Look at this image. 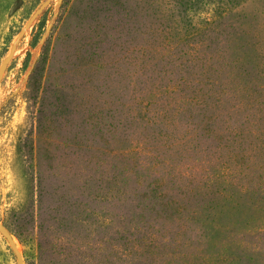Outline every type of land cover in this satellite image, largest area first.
Masks as SVG:
<instances>
[{"label": "rangeland", "instance_id": "374dc122", "mask_svg": "<svg viewBox=\"0 0 264 264\" xmlns=\"http://www.w3.org/2000/svg\"><path fill=\"white\" fill-rule=\"evenodd\" d=\"M44 1L0 0V223L22 264L53 257L31 237L39 215L52 225L72 214L84 234L87 204L118 190L122 219L112 217L105 238L113 264H264L263 4L201 7L180 48L161 16L142 10L146 36L110 89L116 100L104 101L108 121L90 122L89 97L66 120V98L54 91L39 104V129L26 84L44 42L61 87L94 79L89 50L107 46L98 44L104 29L79 20L81 0L52 1L16 42ZM37 172L44 197L30 178ZM0 264H16L1 234Z\"/></svg>", "mask_w": 264, "mask_h": 264}, {"label": "trees", "instance_id": "16d2710c", "mask_svg": "<svg viewBox=\"0 0 264 264\" xmlns=\"http://www.w3.org/2000/svg\"><path fill=\"white\" fill-rule=\"evenodd\" d=\"M85 5L79 18L82 24L91 22L95 27L99 26L102 30L100 34L99 47L89 50L90 59L88 63L95 67L94 79L83 84H77L76 80L73 84L68 78L69 86L61 87V78L53 77L56 65H54V45L43 44L39 56L27 78L26 99L31 102V107L37 106L35 109V121L40 129V109L46 93L58 91L66 98V104L63 106L60 115L68 114L66 120L74 119L70 116L71 110L78 107V102L89 97L94 100V107L91 103L90 122H95L96 126L106 122L105 102L108 99H115L116 96L110 93L119 89L120 79L124 72H129L130 59L136 54L137 47H141L140 42L145 38V31L140 22L142 10L144 13L150 12L156 19L161 16L164 22L165 30L177 47L180 48L185 44L189 33H186L187 17L190 13L197 12L201 7L215 4L216 10L223 13H230L247 4L261 3L264 0H81ZM214 1V2H213ZM82 8V6H81ZM138 15L140 17H138ZM103 17V18H102ZM109 18L107 26L102 24L105 19ZM102 18V20H101ZM159 20V19H158ZM185 20V25H184ZM114 23V28H109V24ZM52 28V27H51ZM106 37V41L101 43V38ZM41 40V39H40ZM45 41V40H44ZM144 41H146L144 39ZM146 44V42H144ZM117 71L116 74L113 71ZM57 79L60 81L57 82ZM129 85V84H128ZM130 86V85H129ZM69 93H67V92ZM86 92V96L84 93ZM82 99V100H81ZM81 100V101H80ZM59 116V115H58ZM57 116V117H58ZM61 117V116H60ZM61 117V120L65 119ZM60 118H58L59 120ZM57 120V119H56ZM41 133V131H40ZM36 175V176H35ZM36 182V195L44 197L45 191L42 185V174L35 173L30 177ZM96 180V179H92ZM101 182V180L99 179ZM116 194V195H115ZM102 196V194H101ZM104 202H103V200ZM77 202L78 195H72L71 201ZM125 196L122 190L117 193H109L101 198H92L88 203L87 213L92 220L86 226L91 227L86 233L78 230V225H74L72 214H65L61 221L56 224H48L46 221L37 217L38 221L34 226V233L31 235L40 251L52 254V258L45 263L39 258L37 264H113V260L108 256L107 250L116 249L115 245L108 242L110 220L113 216L122 219L123 208L125 205ZM67 211L70 210V206ZM54 225V226H53ZM106 234V235H105ZM36 264V261L35 263Z\"/></svg>", "mask_w": 264, "mask_h": 264}, {"label": "water", "instance_id": "95a60500", "mask_svg": "<svg viewBox=\"0 0 264 264\" xmlns=\"http://www.w3.org/2000/svg\"><path fill=\"white\" fill-rule=\"evenodd\" d=\"M55 0H46L38 5V7L34 10V12L31 14V16L28 18V20L25 23L24 28L20 31V33L17 36L16 42H18L25 34V32L32 26L34 21L39 17V15L42 13V11L49 6V4ZM57 1V7L59 8L62 4V0H56ZM52 25H48L46 27V34L50 32ZM45 40L44 37L41 38L40 43H43ZM12 51L15 50V46L12 47ZM6 63H4L0 69V82L3 75V70ZM0 234L3 236V238L6 240L10 250L15 256L16 264H22L21 254L15 244V241L13 239V236L9 233V231L0 223Z\"/></svg>", "mask_w": 264, "mask_h": 264}]
</instances>
